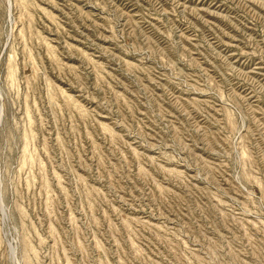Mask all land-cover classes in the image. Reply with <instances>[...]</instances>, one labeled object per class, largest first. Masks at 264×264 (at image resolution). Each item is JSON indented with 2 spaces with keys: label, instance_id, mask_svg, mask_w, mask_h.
Here are the masks:
<instances>
[{
  "label": "rangeland",
  "instance_id": "1",
  "mask_svg": "<svg viewBox=\"0 0 264 264\" xmlns=\"http://www.w3.org/2000/svg\"><path fill=\"white\" fill-rule=\"evenodd\" d=\"M0 264H264V0H0Z\"/></svg>",
  "mask_w": 264,
  "mask_h": 264
}]
</instances>
